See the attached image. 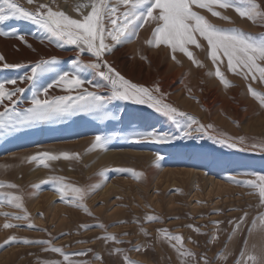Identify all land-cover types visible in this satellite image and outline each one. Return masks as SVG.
<instances>
[{
	"label": "rangeland",
	"instance_id": "obj_1",
	"mask_svg": "<svg viewBox=\"0 0 264 264\" xmlns=\"http://www.w3.org/2000/svg\"><path fill=\"white\" fill-rule=\"evenodd\" d=\"M14 2L31 12L45 4L53 11H63L71 18L80 19L83 8L77 6L90 3V0ZM256 3L264 10V0H256ZM193 10L219 28L239 29L253 37L264 33V26L259 22L254 24L241 18L231 8H215L230 21L213 17L205 9L194 7ZM141 23L143 27H136L134 34L128 33V39L115 46L104 59L130 82L149 88L158 86L165 103L194 117L200 124L212 125V129L207 134L193 131L190 137L184 138L171 121L147 105L114 100L107 109L110 118L103 121L79 113L67 119L0 134V184L17 186L15 189L0 188V264H42L47 260H63L59 254L44 251L42 245H6L9 237L52 240L53 247H60L67 254L86 252V255H70L75 264L80 261L123 264L122 255L109 254V249L117 248L136 264H181L182 260L192 264L190 257L179 258L166 242L158 240L157 229H167L172 235L182 236L184 248L195 255L199 264H203L202 257L208 264H236L242 249L264 255V231L258 228L251 234L248 231L254 219L259 224L264 206L260 205L256 190L233 183L234 180L255 179L250 173L264 174V108L247 91L251 84L264 94V84L229 73L225 61L220 68L232 85L225 88L214 75L216 66L207 57L206 42L202 41L204 47L201 49L190 46L195 58L203 64V67H196L181 53H176L173 60L170 50L165 47H149L146 41L151 37L154 22H134L136 25ZM13 31L24 35L26 43L13 38ZM0 32L9 34L0 36V56L5 58L0 62V82L15 79L17 84L6 85V89H25L18 97H13V100L18 99L16 110L21 111L31 106L34 93L56 78L53 72L39 77L35 86L26 80L21 82V77L30 74V66L55 57L59 61L57 71L70 70L79 49L73 45L50 43L41 29L25 20L11 19L0 23ZM107 42L111 43L110 40ZM79 59L87 63L92 58L84 53ZM5 62L24 66L4 69ZM81 76L91 81L82 86L84 89L97 91L96 85H100L99 91L109 94L104 88L105 81L93 71H84ZM77 94L78 91L66 92L53 87L49 89L48 97ZM40 98H45L42 93ZM5 105L12 107L5 100L0 104V111ZM150 131L171 139L168 143L132 140L133 136ZM97 134L113 137L105 149L91 148ZM225 137L228 138L226 143L235 142V146L229 148L215 142ZM240 138L243 143L237 142ZM44 152H67L78 158L45 161L48 168L29 160ZM213 166L218 167L214 169ZM49 176L64 177L65 182L74 186L88 187L90 195L84 204L91 215L60 202L53 185L41 184ZM17 195L22 198L23 209L30 218L28 221L2 215L24 214L8 203ZM245 212L246 222L233 234L235 225L229 222L237 221ZM148 215L158 219L146 222ZM215 222H220L218 227ZM5 223L19 227L5 229ZM27 223L33 228L28 229ZM97 224L106 226V232L95 227L88 230L80 227ZM189 225L198 228L200 234ZM141 228L149 234L147 237L141 233ZM105 234L116 236L120 243L106 245L96 239ZM212 236L216 239L209 242ZM138 245L141 251L130 250ZM96 255L101 259H95ZM248 264L252 262L248 261Z\"/></svg>",
	"mask_w": 264,
	"mask_h": 264
},
{
	"label": "snow or ice",
	"instance_id": "obj_2",
	"mask_svg": "<svg viewBox=\"0 0 264 264\" xmlns=\"http://www.w3.org/2000/svg\"><path fill=\"white\" fill-rule=\"evenodd\" d=\"M34 0H27L28 4H33ZM120 6L126 9L118 15ZM87 14L81 13L80 19H74L66 15L63 11H53L45 4H40L35 12L28 11L22 8L14 0H0V23H4L11 19L29 21L47 36L50 43H56L58 46L73 45L79 52L77 58L71 62V69L67 71H57L59 61L53 57L51 59H42L30 66L29 72L25 77H21V82L27 81L35 86L39 77L55 72L56 78L53 79L47 86L34 93L30 104L31 106L17 111L15 105L17 100L13 97H18L25 89L13 88L6 89V85H16L17 80L9 79L0 82V104L7 100L12 107L4 106L3 111H0V134L10 132L14 129L30 127L36 124L67 119L73 115L84 113L93 116L98 121H103L110 118L108 105L114 100L130 101L138 105H147L148 108L163 115L171 121L184 138L192 135L193 131L207 134L212 129V125L200 124L194 117L188 116L186 113L179 111L174 106L165 103L160 94V88H149L140 86L125 79L117 72L105 59L106 54H110L114 47L122 44L125 39H128V33H135L136 27H143V23L136 25L135 21H152L154 26L151 30V37L146 41L149 47L160 48L161 46L170 50L172 59L175 60L176 53H181L187 57L194 66L203 67V64L197 60L190 51V46L196 49L204 47L203 42H206V54L215 65V77L220 84L225 88L231 87L229 81L225 78L224 72L221 71L220 65L226 61L227 71L229 73L241 76L244 80L259 82L264 84V33L258 37H253L239 29H223L210 23L203 15L194 11L193 8L205 9L211 16L224 21H230L228 16L221 15L215 8L233 9L241 18H246L254 24L259 22L264 26V10L260 9L256 0H116L113 5L112 0H90V3L78 5L77 8H89ZM122 17V19H121ZM111 25V27H109ZM8 33L0 32V36H8ZM11 36L26 43L24 35H20L13 31ZM111 41L108 43L107 41ZM30 47V46H29ZM84 53L89 54L92 58L87 63L82 62L79 57ZM5 58L0 56V62ZM4 69H19L24 65L3 63ZM87 70L93 71L103 81L104 88L109 93L102 94L99 91L100 85H96L97 91H88L82 86L85 83L91 84V81H86L82 78L81 73ZM57 87L66 92L78 91L75 96L62 95L49 98V89ZM248 94L256 99L259 105L264 108V94L256 91L251 84L248 86ZM41 93L44 99L40 98ZM196 125L195 129L193 126ZM219 135V134H218ZM215 139L214 137H209ZM111 135H95L91 148L105 149L112 141ZM142 139L150 140L155 143H168L170 137L159 135L155 132H147L132 137L133 141ZM228 138H221L215 142L232 148L235 142L226 143ZM239 143H243V138H240ZM255 147V145H253ZM75 155H70L67 152L59 154H50L47 152L29 158L30 161H38L43 167L48 168L45 161H56L60 159L70 160L77 159ZM255 179H247L242 181L234 180L233 183L246 186L256 190L261 206H264V174L250 173ZM41 184L53 185L54 192L59 196L60 202L71 205L80 209L86 215H91L84 201L89 197L90 191L85 186H74L65 182L64 177L49 176L46 180H42ZM15 189V184H0V188ZM21 196H12L8 203L23 212V215H10L2 213L5 218L15 220L28 221L30 218L23 209ZM2 203V201H0ZM247 212L234 223L233 234L241 228V225L246 222ZM146 222L156 221L158 218L148 215ZM123 223V221L121 222ZM220 222H215V226H219ZM5 229L19 227L5 223ZM26 227L32 229L33 225L27 223ZM84 230L90 227L99 228L106 232V226L103 224L97 225H81ZM193 231L200 234L198 228L192 225L188 226ZM259 229L264 231V214L259 217V224L254 219L248 231L251 234L254 230ZM141 233L147 237L149 234L141 228ZM68 233H62L67 235ZM231 235L229 239H231ZM106 245L109 242L120 243L116 236L105 234L97 237ZM157 239L161 242H166L172 249L175 250L179 258L190 257L192 264H199L193 253L184 248L183 237L180 235H172L167 229H157ZM216 237L212 236V240ZM12 243L37 244L42 245L44 251L59 254L63 260H47L42 264H75L70 260V255H86V252L78 254H67L60 247H53L52 240L44 241H29L27 239L17 240L16 237H9L6 245ZM77 243H85V241H77ZM247 241L245 240V244ZM255 248V245H253ZM134 251H141V246H137ZM109 254H117L123 256V264H136L124 255L121 249H109ZM95 259L100 260L99 255ZM203 264H208L205 257L201 258ZM264 264V255H256L246 252L242 249L240 258L236 264ZM79 264H86L80 261ZM181 264H185L182 260Z\"/></svg>",
	"mask_w": 264,
	"mask_h": 264
},
{
	"label": "bare ground",
	"instance_id": "obj_3",
	"mask_svg": "<svg viewBox=\"0 0 264 264\" xmlns=\"http://www.w3.org/2000/svg\"><path fill=\"white\" fill-rule=\"evenodd\" d=\"M68 1H70V0H67V2H68ZM71 3H72V2H71ZM112 3H113V4H116V0H112ZM88 9H89V8H83L82 13H83V14H87ZM125 10H126V9L124 8V6H120L118 12H119V11H120V12H123V11H125ZM72 13H73V12H72ZM77 13H78V12H77ZM80 14H81V12H80ZM217 167H218V166H213L214 169H216Z\"/></svg>",
	"mask_w": 264,
	"mask_h": 264
}]
</instances>
